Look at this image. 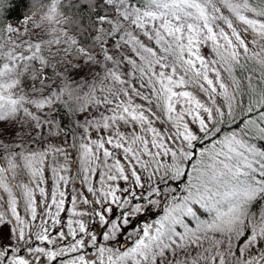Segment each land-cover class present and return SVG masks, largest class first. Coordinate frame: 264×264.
I'll return each instance as SVG.
<instances>
[{"label":"snow or ice","instance_id":"obj_1","mask_svg":"<svg viewBox=\"0 0 264 264\" xmlns=\"http://www.w3.org/2000/svg\"><path fill=\"white\" fill-rule=\"evenodd\" d=\"M8 3L0 264H264V0Z\"/></svg>","mask_w":264,"mask_h":264},{"label":"trees","instance_id":"obj_2","mask_svg":"<svg viewBox=\"0 0 264 264\" xmlns=\"http://www.w3.org/2000/svg\"><path fill=\"white\" fill-rule=\"evenodd\" d=\"M4 5H5L6 8L9 7L8 0H4ZM21 11H23V10L20 9V10H16V11H14V12L12 13L11 17L9 18V22H15V21L18 19V17L20 16ZM2 14H3L5 17H7V15H8L7 12H3Z\"/></svg>","mask_w":264,"mask_h":264},{"label":"rangeland","instance_id":"obj_3","mask_svg":"<svg viewBox=\"0 0 264 264\" xmlns=\"http://www.w3.org/2000/svg\"><path fill=\"white\" fill-rule=\"evenodd\" d=\"M203 51H204V53L206 55L210 54L209 50L207 48H205ZM93 136H95L94 133H93ZM75 173H76V170H75V168H73V170H72V175H73V178H74V185L73 186L76 187V188H79L80 187V181H79V178L75 175ZM37 197L39 198V194L38 193H37ZM21 207H22V205H21ZM148 219H152V217L150 216V217H148Z\"/></svg>","mask_w":264,"mask_h":264}]
</instances>
